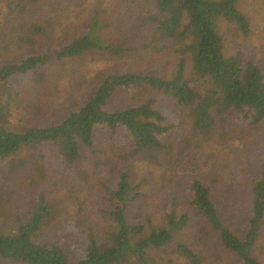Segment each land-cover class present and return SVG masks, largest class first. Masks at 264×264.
<instances>
[{
  "label": "rangeland",
  "instance_id": "1",
  "mask_svg": "<svg viewBox=\"0 0 264 264\" xmlns=\"http://www.w3.org/2000/svg\"><path fill=\"white\" fill-rule=\"evenodd\" d=\"M11 1L18 0H6V8ZM25 5L29 6L27 2ZM237 5L249 21L250 32L243 36L233 23L217 19L224 53L240 52L257 61L264 72V0H238ZM146 8L155 12L154 0H45L27 17L45 32L36 33L32 42L22 43L20 48L0 28V64L81 35L93 17L102 23L99 31L106 43L127 48L120 55L87 50L44 71L38 69L45 77L36 91V83L28 75L15 78L12 83L19 89L20 98L11 124L31 127L57 122L66 110L77 108L108 72H149L168 77L182 55L189 73L188 54H177L168 40L157 38L154 24L145 19ZM14 17L12 13L6 16L11 19L7 29L17 24ZM192 85L202 90L207 83L194 79ZM147 99L155 100L166 118L176 124L165 137L170 147L157 154L156 162L147 161L141 154L118 158V153H127V142L121 138L115 143L103 131L96 133L90 148L82 145L72 162H64L45 146L21 147L0 157V229L12 231L17 223L26 221L38 197L43 196L51 215L36 240L58 242L73 258L86 231L93 230L101 240L114 228L108 213L115 201L110 190L115 187L117 171L127 168L131 183L140 192L126 207L127 220L144 226L138 236L146 235L148 226L170 227L185 215L186 223L173 230L174 237L199 252L203 264H242L223 247L218 231L193 204L190 182L197 178L210 189L221 221L243 238L250 216L249 190L264 164V120L250 126L243 120L215 116L212 130L199 134L192 129L185 108L143 87L119 88L108 108L121 109ZM261 229L253 254L264 264V220ZM147 255L153 264H188L172 244L148 249ZM0 264L19 263L0 258Z\"/></svg>",
  "mask_w": 264,
  "mask_h": 264
},
{
  "label": "trees",
  "instance_id": "2",
  "mask_svg": "<svg viewBox=\"0 0 264 264\" xmlns=\"http://www.w3.org/2000/svg\"><path fill=\"white\" fill-rule=\"evenodd\" d=\"M43 1H11L9 10L5 7L6 0H0V28L3 27L14 38L17 48L22 43L32 42L36 33L45 32L35 21L27 18ZM237 2L154 0L155 12L146 8L145 19L154 24V33L159 40H168L177 54H188L189 73L182 55L168 77L149 72H108L77 108L66 110L57 122L47 126L17 127L11 124L14 107H17L20 98L19 89L12 83L15 78L28 75L36 83V91L45 77L38 69L44 71L53 63L73 58L87 50L120 55L127 48L123 44L106 43L99 31L102 23L93 17L85 25L84 32L69 41L47 44L42 51H30L17 60L2 62L0 157L15 153L21 147L45 146L51 147L64 162H72L79 156L80 147L90 148L96 133L103 131L115 143L121 138L127 142V153H118V158L141 154L147 161L156 162L157 154L170 147L165 137L173 132L176 124L166 118L153 99L121 109H109L108 105L119 88L131 90L143 87L170 98L174 104L187 110L192 129L203 135L212 130L215 116H223V120H227L225 116L243 120L250 126L262 123L264 72L257 61L244 57L240 52L225 55L223 40L217 31L216 21L222 19L233 23L243 36L249 34V21ZM9 13L15 16L13 20L17 22L11 29L6 28L11 23V19H6ZM194 79L204 80L207 85L197 90L192 85ZM118 132L124 135H118ZM260 166L259 176L253 180L249 190L250 216L243 238L237 237L221 221L210 197V189L197 178H192L190 182L193 204L210 221L211 228L218 231L223 247L242 264H263L253 254L264 220V164ZM137 188L131 183L127 168L117 171L115 187L110 190L115 201L108 211L114 228L101 240L97 239L93 230L86 231L81 248L73 258L58 242L36 240L46 218L51 215L46 199L39 196L26 221L17 223L12 231L0 229V258L19 264H121L128 261L153 264L147 250L172 244L174 251L183 256L188 264H203L199 252L174 237L173 230L186 223L185 215L170 227L148 226L146 235L138 236L144 228L143 224L130 223L126 218L128 203L140 195ZM201 231L207 233L208 229L201 228Z\"/></svg>",
  "mask_w": 264,
  "mask_h": 264
}]
</instances>
